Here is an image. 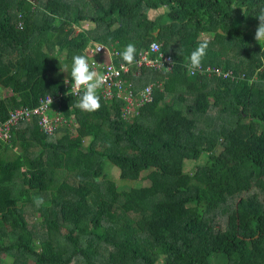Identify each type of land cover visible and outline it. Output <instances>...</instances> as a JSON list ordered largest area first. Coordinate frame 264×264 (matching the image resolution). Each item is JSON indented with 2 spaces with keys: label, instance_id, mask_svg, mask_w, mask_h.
Listing matches in <instances>:
<instances>
[{
  "label": "trees",
  "instance_id": "16d2710c",
  "mask_svg": "<svg viewBox=\"0 0 264 264\" xmlns=\"http://www.w3.org/2000/svg\"><path fill=\"white\" fill-rule=\"evenodd\" d=\"M261 10L264 0H0V120L65 91L49 66L87 56L94 42L120 53L131 43L137 54L156 40L174 59L153 75V99L132 122L119 102L100 97L102 107L85 112L68 94L77 130L46 134L36 119L20 120L0 138V264L3 253L14 264H264ZM87 21L93 27L76 32ZM204 41L202 64L234 79L190 74Z\"/></svg>",
  "mask_w": 264,
  "mask_h": 264
},
{
  "label": "built area",
  "instance_id": "2783aa9c",
  "mask_svg": "<svg viewBox=\"0 0 264 264\" xmlns=\"http://www.w3.org/2000/svg\"><path fill=\"white\" fill-rule=\"evenodd\" d=\"M23 28V24H19ZM98 49H101L98 52ZM105 46L101 42H94L87 46L86 52L91 59L89 62L95 65L98 72L106 76V81L103 87L99 89L102 97L107 101L117 100L121 104V116L129 121H132L140 112L138 107L144 102L153 99L154 81L139 87L130 78H139L146 70L153 72H167L172 69L174 59L172 54L166 53L162 49V44L159 41H152L149 46L142 48L136 56L135 63L132 65L126 64L121 53L116 50V58H113L114 53L106 52ZM107 58V61L105 60ZM189 69V68H188ZM190 71V74L195 76L199 72L210 78H235V74L231 69H224L220 65H203L201 68ZM162 86V83L159 84ZM71 80L66 88L69 93ZM65 93L59 91L58 94H46L41 96L39 102L35 106L17 107L10 111L7 120H0V138L8 140L12 136V125L21 121H32L37 119L38 124L46 134H53L58 129L69 127L73 129L78 125L77 119L72 116H66L62 111V97ZM52 101V102H51ZM133 118V119H132ZM20 121V122H21Z\"/></svg>",
  "mask_w": 264,
  "mask_h": 264
},
{
  "label": "clouds",
  "instance_id": "9594fccd",
  "mask_svg": "<svg viewBox=\"0 0 264 264\" xmlns=\"http://www.w3.org/2000/svg\"><path fill=\"white\" fill-rule=\"evenodd\" d=\"M30 1L33 2L35 0H30ZM233 7L237 8L236 5H233ZM255 17L258 18L259 23H258L256 32H255L254 39L258 43H260L261 45H264V10H261L260 13L258 15H256ZM74 27L76 29L78 28L77 25H74ZM79 31L80 30H78V32ZM89 45H91V44H89ZM104 46H105L106 52L114 53L113 58L115 60H120L119 57L116 58V55H115L116 50L111 49L110 47H108L105 44H104ZM207 49H208V42L204 41V42L199 43L198 46L196 47V49L191 52V54L188 58L189 59V62H188L189 70L195 71V70L201 68L203 60L205 59V57L207 55ZM100 50L101 49H98V52ZM136 51L137 50H136L135 45L129 43L125 47L123 52H121V54H120L122 60L128 65H132L133 63H135V60H136ZM85 53L87 54V52H85ZM87 56L86 55H75L72 58L70 73L68 72L67 68H65L63 70L64 72H68L69 75L63 77L64 78L63 82L65 85V91L59 90V91L65 93L61 99L62 100L61 101L62 102V111L66 116H72L73 115L78 121V125L76 127H74L73 129L67 127L70 131L78 129L79 120H78V117L76 115V111H74V109H73V106H71V107L69 106V109H70L69 113L66 112V109L64 107V99L68 96V94L79 98L76 106L80 110L85 111V112L98 111L102 107V104L100 102V97L104 102H106V104L108 106H111L114 102H119L117 100H114L112 102L107 101L102 97L99 89L104 86L105 81H106V76L96 70L95 65L93 63L89 62L91 59L89 58L88 54H87ZM152 73L155 74V72H153V71H152ZM69 80H71V87L69 89V93H67V95H66V92L68 91V89L66 88V85L69 84ZM59 91L55 92V94H58ZM50 94H54V93H50ZM120 114H121V106H120ZM42 202H43L42 198L36 199V203L38 205L41 204Z\"/></svg>",
  "mask_w": 264,
  "mask_h": 264
},
{
  "label": "rangeland",
  "instance_id": "374dc122",
  "mask_svg": "<svg viewBox=\"0 0 264 264\" xmlns=\"http://www.w3.org/2000/svg\"><path fill=\"white\" fill-rule=\"evenodd\" d=\"M146 11L148 12V14H149V17L150 18H154L157 14H159V10H150V9H146ZM89 27H93V23L92 22H89V21H87V22H84L82 25H78V28L76 29V32L78 31V30H83V29H87V28H89ZM205 35V33H203V35L202 36H204ZM205 37H207V38H211L212 37V35L210 36V35H205ZM217 58L219 59V60H224V57L222 56V55H220V56H217ZM105 60L107 61V58H105ZM60 64H61V66H63L62 68H60V69H58V70H56L55 72H53L52 73V66H49V69H50V71H49V76H51V77H55V78H63V76H67V75H69V70H70V67H71V60H68V61H61L60 62ZM65 68H67L68 69V72H64L63 70L65 69ZM225 69V68H224ZM227 69H230V68H227ZM262 70H263V67H262ZM261 73H262V71H261ZM260 76V74H258L257 72L256 73H254V75H253V79H257L258 77ZM154 77V76H153ZM153 80V78L151 79V81ZM174 99V97H168L167 98V100H169V102H171L172 100ZM191 102V101H190ZM210 111V113L212 114V115H214V116H218L216 119H213V122L214 123H217V122H219V117H221V115H220V113L218 112V109L217 108H212V109H210L209 110ZM127 121H129V120H127ZM129 122H132V121H129ZM206 128H207V126H206ZM15 149L17 150V151H21L22 150V147H15ZM11 150V149H9V154L10 155H12V154H14V152L16 151V150ZM34 151V150H33ZM203 157V156H202ZM110 165H112V164H106V169H110V173H111V175L114 177V179L117 181V183H118V185H120V187L121 188H124V187H126V185L129 183V182H127L126 180L125 181H122L121 179H120V177H119V173H118V169L116 168V166L114 167V166H110ZM191 168V163L190 162H188L187 163V169L189 170ZM130 181V183L132 182L131 180H129ZM31 215V214H30ZM32 220L33 221H35V222H39L40 220H39V215H38V213H37V215H35L33 218H32ZM2 256H3V258H4V260H5V264H14V260H15V256H8V254L7 253H3L2 254ZM16 264H19V262L17 261V263ZM28 264H33V262L31 261V260H28Z\"/></svg>",
  "mask_w": 264,
  "mask_h": 264
},
{
  "label": "crops",
  "instance_id": "0c3cea01",
  "mask_svg": "<svg viewBox=\"0 0 264 264\" xmlns=\"http://www.w3.org/2000/svg\"><path fill=\"white\" fill-rule=\"evenodd\" d=\"M153 10H158V9H153ZM159 13H160V11H159ZM158 15V14H157ZM156 15V16H157ZM141 50V49H140ZM139 50V51H140ZM139 51L137 52V54L139 53ZM137 54H136V56H137ZM153 73H152V71L151 70H146V71H144V74L141 76V77H139V78H134V77H131L130 79L137 85V86H139V87H142V86H144V85H146V84H148L150 81H151V79L153 78ZM64 77V76H63Z\"/></svg>",
  "mask_w": 264,
  "mask_h": 264
}]
</instances>
